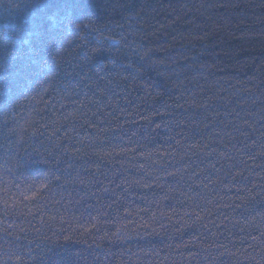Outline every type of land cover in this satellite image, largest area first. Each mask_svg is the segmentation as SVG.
<instances>
[{
  "label": "trees",
  "instance_id": "obj_1",
  "mask_svg": "<svg viewBox=\"0 0 264 264\" xmlns=\"http://www.w3.org/2000/svg\"><path fill=\"white\" fill-rule=\"evenodd\" d=\"M0 264H264V0H0Z\"/></svg>",
  "mask_w": 264,
  "mask_h": 264
},
{
  "label": "snow or ice",
  "instance_id": "obj_2",
  "mask_svg": "<svg viewBox=\"0 0 264 264\" xmlns=\"http://www.w3.org/2000/svg\"><path fill=\"white\" fill-rule=\"evenodd\" d=\"M25 199H29V197H25Z\"/></svg>",
  "mask_w": 264,
  "mask_h": 264
}]
</instances>
